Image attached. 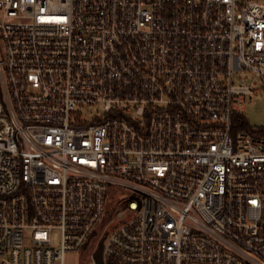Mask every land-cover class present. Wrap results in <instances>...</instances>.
I'll use <instances>...</instances> for the list:
<instances>
[{"label":"built area","instance_id":"1","mask_svg":"<svg viewBox=\"0 0 264 264\" xmlns=\"http://www.w3.org/2000/svg\"><path fill=\"white\" fill-rule=\"evenodd\" d=\"M259 79L264 0H0V264H264Z\"/></svg>","mask_w":264,"mask_h":264},{"label":"rangeland","instance_id":"2","mask_svg":"<svg viewBox=\"0 0 264 264\" xmlns=\"http://www.w3.org/2000/svg\"><path fill=\"white\" fill-rule=\"evenodd\" d=\"M259 85L254 87L257 95L248 96L244 102V117L248 120L249 124L253 128L264 127V80H258ZM30 237L29 233H26V242ZM86 254H68L66 258V264H90L86 259ZM98 264H102L99 261Z\"/></svg>","mask_w":264,"mask_h":264},{"label":"trees","instance_id":"3","mask_svg":"<svg viewBox=\"0 0 264 264\" xmlns=\"http://www.w3.org/2000/svg\"><path fill=\"white\" fill-rule=\"evenodd\" d=\"M235 125L236 130L245 131L258 138H264V127H251L244 115H240L235 118Z\"/></svg>","mask_w":264,"mask_h":264}]
</instances>
